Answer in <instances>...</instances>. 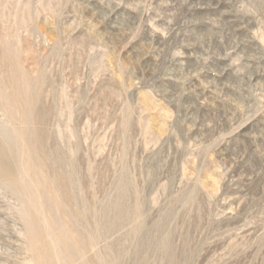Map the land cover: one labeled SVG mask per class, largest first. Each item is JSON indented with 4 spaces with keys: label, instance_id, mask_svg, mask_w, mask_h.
Returning a JSON list of instances; mask_svg holds the SVG:
<instances>
[{
    "label": "rangeland",
    "instance_id": "rangeland-1",
    "mask_svg": "<svg viewBox=\"0 0 264 264\" xmlns=\"http://www.w3.org/2000/svg\"><path fill=\"white\" fill-rule=\"evenodd\" d=\"M0 147V264H264V0H0Z\"/></svg>",
    "mask_w": 264,
    "mask_h": 264
},
{
    "label": "bare ground",
    "instance_id": "bare-ground-1",
    "mask_svg": "<svg viewBox=\"0 0 264 264\" xmlns=\"http://www.w3.org/2000/svg\"><path fill=\"white\" fill-rule=\"evenodd\" d=\"M35 106V105H34ZM39 119V118H38ZM40 132V131H39ZM37 136V135H36ZM40 147V146H39ZM12 168V164L10 159L7 158L5 151L3 147H0V175H6L9 170ZM124 209V208H123ZM123 209H121L122 214L127 215V210L123 212ZM68 244V242H67ZM91 264V263H90Z\"/></svg>",
    "mask_w": 264,
    "mask_h": 264
}]
</instances>
